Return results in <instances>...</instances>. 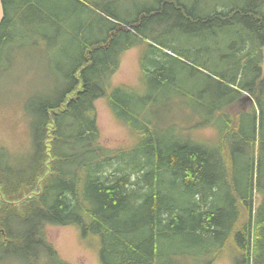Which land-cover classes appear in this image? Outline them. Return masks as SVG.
I'll return each instance as SVG.
<instances>
[{"label": "trees", "instance_id": "1", "mask_svg": "<svg viewBox=\"0 0 264 264\" xmlns=\"http://www.w3.org/2000/svg\"><path fill=\"white\" fill-rule=\"evenodd\" d=\"M81 1L2 0L0 59L3 49L25 38L33 45L58 39L69 65L60 70L57 98L30 107L32 149L23 166L16 169L10 151L0 147L3 257L67 264L46 228L73 226L90 243L97 240L101 264H215L223 257L230 264H264V0L232 6L213 0L220 11L218 4L210 8L211 0H123L133 8L130 17L112 8L118 0H101L106 6ZM164 18L195 31L200 26L209 39L218 37L214 28H232V72L206 75L219 85L210 99L177 87L178 68L199 70L192 58L181 59L185 52L167 53L152 35L153 23ZM132 45L141 48L142 95L109 84ZM163 93L168 108L169 99L180 100L192 111L184 120L195 121L151 128L144 113ZM244 93L255 106L229 113ZM102 98L136 136L129 151L101 143L96 103ZM203 128L215 135L206 137Z\"/></svg>", "mask_w": 264, "mask_h": 264}, {"label": "rangeland", "instance_id": "2", "mask_svg": "<svg viewBox=\"0 0 264 264\" xmlns=\"http://www.w3.org/2000/svg\"><path fill=\"white\" fill-rule=\"evenodd\" d=\"M82 1L89 2V0ZM96 1L105 5L101 0ZM127 2L118 0L117 3H113L114 7L112 8L117 9L122 17H130L132 16L133 8ZM210 2V8L216 7L218 4L216 2L213 5V0ZM222 2L231 3L230 6H232L236 3L241 5L243 0H222ZM218 5V10H222L221 4ZM74 7L84 11V8L78 5L77 7L73 5L70 9ZM73 23L74 21H70L67 27L75 31L74 28L76 26L73 25L71 27ZM199 27L197 29L201 28ZM197 29L195 31L194 27L187 29L186 26H175L169 19L164 18L153 23L151 33L154 37L161 40L159 41L160 43L166 44L165 47L170 50H165L167 53L173 55L171 51H175V53L185 52L182 54L184 58L180 57L181 59L188 63L191 61L189 58L193 59L194 64H190L199 71H194L193 73L189 69L185 72L182 68H178L177 87L185 86L191 93L198 94L199 101H202L204 99L207 100V98L210 99L214 89L219 87L217 82H212L213 80L206 75H211V73L220 75L232 72L228 71V68L232 67L230 63L232 62L231 50L233 43L230 42V38H232L234 32L232 28H223L220 31L214 28L218 37L209 39V36H202V33L199 34ZM71 34L67 30V36ZM56 35L61 40H64L60 33ZM242 37H237L236 39L239 40ZM68 41L71 42V38L67 37L64 43H68ZM62 46L58 39L50 41L42 38L41 43L33 45V43L26 41L25 38L15 43V45L3 49L5 53L0 59V147H5L10 151L15 160L13 166L16 169L23 166L25 154H29L28 152L32 149L30 122L33 114H31L30 107L35 106L39 100H47L51 97L56 99V93L60 92V80L62 79L60 70L69 67L68 62L65 60V56H67L65 52L67 50ZM140 56L141 48L137 45H132L124 51L121 55L119 70L111 76L109 84L112 87L132 86L134 91H138L141 93L140 95L144 94L146 91L140 85V79L142 78ZM240 57L244 64L243 54ZM260 73H264V55L260 63ZM215 78L220 80L217 77ZM146 89L149 88L147 87ZM159 98H161V101L159 103L151 101V104L147 106V111L144 113L145 117L151 118L152 125L155 126L151 125V128L159 131L160 128L165 130L169 123H172V120L175 121L178 128H183L188 127V124L195 121V119L190 120L191 122L184 120L190 116L192 111L189 108H182L184 106L181 105L180 100L169 99L168 108L164 99L169 98V94L163 93ZM215 98H217V94ZM239 101L228 111L229 113L235 115L236 113L248 112L255 106V99L249 93L243 94L242 99ZM96 110L101 143L105 148L113 151L117 149H127L129 151L137 141L136 136L129 130L130 128L128 129L113 114L106 99L102 98L97 101ZM196 117L201 118L202 116L197 114ZM202 133L206 137H213L215 130L203 128ZM46 236L49 243L57 250L59 257L67 264H101L99 251L95 245L97 240L93 238V243H90L88 238L82 237L79 228L73 226H48L46 228ZM230 262L223 257L215 264H230ZM0 264H27V262L23 260H7L0 252Z\"/></svg>", "mask_w": 264, "mask_h": 264}, {"label": "water", "instance_id": "3", "mask_svg": "<svg viewBox=\"0 0 264 264\" xmlns=\"http://www.w3.org/2000/svg\"><path fill=\"white\" fill-rule=\"evenodd\" d=\"M4 17H5V12H4V8H3V3H2V0H0V26H1L2 22H3V20H4ZM47 146H48L47 148H48V151H49L50 150L49 143L47 144ZM41 182H42V180H41ZM34 194L35 193L31 194L30 196H27L26 198H24V200L27 199V198H30V197L34 196ZM1 199H2V196H0V201H1Z\"/></svg>", "mask_w": 264, "mask_h": 264}, {"label": "bare ground", "instance_id": "4", "mask_svg": "<svg viewBox=\"0 0 264 264\" xmlns=\"http://www.w3.org/2000/svg\"><path fill=\"white\" fill-rule=\"evenodd\" d=\"M119 30V29H118ZM82 32V31H81ZM241 56V55H240Z\"/></svg>", "mask_w": 264, "mask_h": 264}]
</instances>
